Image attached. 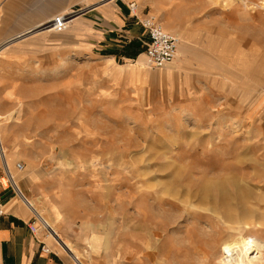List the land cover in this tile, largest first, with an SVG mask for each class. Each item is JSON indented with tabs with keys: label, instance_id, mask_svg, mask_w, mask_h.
I'll return each instance as SVG.
<instances>
[{
	"label": "rangeland",
	"instance_id": "obj_1",
	"mask_svg": "<svg viewBox=\"0 0 264 264\" xmlns=\"http://www.w3.org/2000/svg\"><path fill=\"white\" fill-rule=\"evenodd\" d=\"M148 2L178 52L182 41L199 52L181 70L180 55L156 69L74 46L0 52L1 139L12 165L24 164L20 196L59 210L80 251L87 221L109 231L114 258L132 255L121 264H221L223 243L238 237L256 246L248 264H264V112L249 117V101L221 93V81L243 95L233 85L250 83L247 96L259 86L255 104L264 100V10L250 9L259 0ZM91 253L88 264H107Z\"/></svg>",
	"mask_w": 264,
	"mask_h": 264
},
{
	"label": "crops",
	"instance_id": "obj_2",
	"mask_svg": "<svg viewBox=\"0 0 264 264\" xmlns=\"http://www.w3.org/2000/svg\"><path fill=\"white\" fill-rule=\"evenodd\" d=\"M132 2L138 5L141 17L151 14L150 11H147L148 0H0V52L8 51V55H10L9 53L12 51H18L23 48L42 49L44 51H55V49L59 51V49H63L68 51L70 46H74L78 50H83L85 53L88 52V54L96 57L112 58L114 62L120 57L126 60H135L137 64L139 57L143 54L146 55L149 36L138 18L131 12L130 4ZM74 7H84L88 11L85 15L74 19L68 29L53 31L52 29H47L43 32H33L41 27L40 25L45 26L54 16ZM61 34L62 36H59ZM180 45L182 46L178 52L180 63L178 62L177 65L181 70V63L184 61L185 56L192 55L193 53L199 54V52L186 48L183 41ZM207 45L208 42L206 43V51L201 52V55L211 57L212 60L214 57L209 53ZM257 54L259 55L258 51ZM137 57L138 59H136ZM210 61L208 63L205 62L207 66H212ZM173 63H177V58ZM259 63L257 64L259 65ZM147 67L151 66L147 65ZM212 69H219L224 73V70L219 67H212ZM260 69L261 63L255 69V72ZM254 79L258 80L256 81L258 84H261V77L259 75L255 76ZM223 84L221 81V85L223 86L221 93L226 94L225 96L236 95L243 102L247 103L249 101L246 108L249 117L264 112V100L260 103L258 102L259 104L257 105L255 104L257 100L256 96L261 92L259 86H256L258 91L255 88L253 93L247 96L253 89L250 83H243L244 87L233 85L238 92L244 90L243 93H247L244 95L236 92L231 93L229 91L231 87L229 86V88L227 84H224L225 86ZM259 99L261 100V98ZM252 106L254 109H252ZM0 142L2 144L1 137ZM10 158L12 159V156L9 155V152L8 156L5 153V161L14 176V180L17 181L24 192L21 183L27 179L18 180L19 174L17 171L23 170L17 168V164L19 163H16L17 158L14 159L13 165ZM2 174H4V166L0 157V176ZM0 195L4 200L6 209V213L0 215V264H79L76 263L77 260L74 259L73 255L61 248L52 236L51 231L46 233L40 229L35 233L32 232L29 225L34 220L33 215L37 218L39 217L23 201L17 191L13 188H8L1 190ZM62 220L57 223L58 232L62 239L65 238L64 240L74 247L76 243L70 240V232L74 229L71 225H68L64 230L61 229ZM87 222L90 224H83L81 233L78 235L79 240L86 242V250L80 251L76 248L77 244L74 247L78 252L85 255L84 259L87 264L88 259L91 257L92 249L93 257L94 255H101L103 252L107 264H121L123 260L132 257V255L129 256L131 254L130 251L119 249V251L116 250L114 252L116 254L114 258L111 233L109 231L102 232L97 230V226L93 222ZM91 228L94 231H91ZM44 243L47 247L50 246L51 252L42 250ZM54 244L68 255L58 252L54 248ZM119 257L120 263L118 262Z\"/></svg>",
	"mask_w": 264,
	"mask_h": 264
},
{
	"label": "built area",
	"instance_id": "obj_3",
	"mask_svg": "<svg viewBox=\"0 0 264 264\" xmlns=\"http://www.w3.org/2000/svg\"><path fill=\"white\" fill-rule=\"evenodd\" d=\"M130 10L133 15L138 18L140 24L149 36V44L146 51L147 65L154 68H164L165 66L171 64L178 55L180 38L176 34H173L166 30L160 19L155 15L146 14L141 17L139 14V7L136 3L132 2L130 4ZM87 11L88 9L84 7L71 8L66 12L54 16L52 20L46 24V26H48V28L52 30H66L70 27L71 22L74 19L85 15ZM0 157L3 161L4 166V174L0 176V191L8 188H13L15 191L21 194L25 200H27L26 196L15 183L14 176L10 171L7 162L5 161V152L1 142ZM17 168L19 170H23L24 164L19 162L17 164ZM5 213L6 209L4 200L0 195V215H4ZM29 227L33 233L44 228L43 226L40 227V225H38L35 220L31 221ZM42 250H44L45 252H51V248L47 247L45 243L42 246Z\"/></svg>",
	"mask_w": 264,
	"mask_h": 264
},
{
	"label": "bare ground",
	"instance_id": "obj_4",
	"mask_svg": "<svg viewBox=\"0 0 264 264\" xmlns=\"http://www.w3.org/2000/svg\"><path fill=\"white\" fill-rule=\"evenodd\" d=\"M259 1L260 2H258L256 4L254 3V6H250V9L251 10H254V9L260 8V10H261V8H262L264 10V0H259ZM224 6H226L225 3H224ZM261 18H264V17L262 16ZM258 19H260V18H258ZM132 62H136V61L135 60H132ZM144 62H146V55L145 54H143V55H141L139 57V59L137 61V64H143ZM167 72L170 75H174V73H175V71H170V70H168ZM2 119H3V117L0 115V135H1L0 137H2V126H1L2 125V122H3ZM1 141H2V139H1ZM2 144H3V142H2ZM14 181H16V180H14ZM15 183L17 184V186L19 188V185H18L17 181ZM202 189H203V196L202 197L203 198L204 197L206 198V197H208L209 193L212 191V186L204 185V186H202ZM225 191L226 190H224V188L221 185L218 188L219 196L220 197L222 195L225 196L226 195V192ZM27 205L31 209H33L34 212H35V214L39 217L38 220L40 221L41 225L44 228H46L48 231H51L52 236L59 243V245L61 246V248H63V250H65L66 252H69L71 255H73L75 257L74 259L77 260L76 263L84 264L83 261L81 260L82 253L81 252H78L74 248V247H76L75 246L76 244L74 245V247L71 246L72 244L70 245L69 243H67L64 240L65 238L62 239L60 233L58 232L57 223L61 219L60 211L57 210L56 211V216L54 217L52 214H50V212L48 210H46L45 208H42L41 205H38L34 201L31 202L30 205L27 203ZM255 247L256 246L254 244V241H252L250 239H244L243 237H241V238L238 237V239L226 241L225 243H223V247H222L223 255L219 259V261L221 262V264H248L249 262L251 263L252 260L254 259V257H252V254L256 250ZM76 248H78V246ZM255 258H256V256H255Z\"/></svg>",
	"mask_w": 264,
	"mask_h": 264
},
{
	"label": "trees",
	"instance_id": "obj_5",
	"mask_svg": "<svg viewBox=\"0 0 264 264\" xmlns=\"http://www.w3.org/2000/svg\"><path fill=\"white\" fill-rule=\"evenodd\" d=\"M135 58V57H134Z\"/></svg>",
	"mask_w": 264,
	"mask_h": 264
}]
</instances>
